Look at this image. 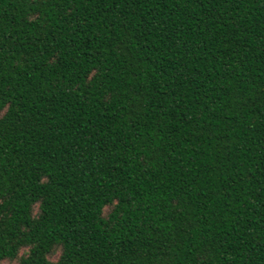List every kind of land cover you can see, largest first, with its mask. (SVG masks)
<instances>
[{
	"label": "trees",
	"instance_id": "1",
	"mask_svg": "<svg viewBox=\"0 0 264 264\" xmlns=\"http://www.w3.org/2000/svg\"><path fill=\"white\" fill-rule=\"evenodd\" d=\"M264 264V0H0V262Z\"/></svg>",
	"mask_w": 264,
	"mask_h": 264
},
{
	"label": "rangeland",
	"instance_id": "2",
	"mask_svg": "<svg viewBox=\"0 0 264 264\" xmlns=\"http://www.w3.org/2000/svg\"><path fill=\"white\" fill-rule=\"evenodd\" d=\"M0 264H17L14 260H2Z\"/></svg>",
	"mask_w": 264,
	"mask_h": 264
}]
</instances>
